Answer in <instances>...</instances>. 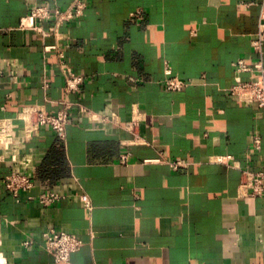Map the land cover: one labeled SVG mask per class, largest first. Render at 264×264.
I'll use <instances>...</instances> for the list:
<instances>
[{
	"label": "crops",
	"instance_id": "0c3cea01",
	"mask_svg": "<svg viewBox=\"0 0 264 264\" xmlns=\"http://www.w3.org/2000/svg\"><path fill=\"white\" fill-rule=\"evenodd\" d=\"M81 1L42 35L20 25L26 0H0V118L15 130L0 177L33 181L15 196L0 178V264H264V198L239 195L245 170L264 171V108L229 91L264 68V0ZM66 72L82 77L69 92ZM66 103L63 135L23 137L24 107ZM52 229L83 242L68 262L45 248Z\"/></svg>",
	"mask_w": 264,
	"mask_h": 264
},
{
	"label": "built area",
	"instance_id": "2783aa9c",
	"mask_svg": "<svg viewBox=\"0 0 264 264\" xmlns=\"http://www.w3.org/2000/svg\"><path fill=\"white\" fill-rule=\"evenodd\" d=\"M29 3V12L22 17L20 25L24 28L33 29L40 32L42 35L46 32L42 29L39 21H45L47 19L55 18L58 21L67 20L81 12L84 4L81 0H75L68 8L60 9L54 7L53 10L48 5L47 0H26ZM264 43V8L261 12L259 20V29L257 37L252 41V46L259 52L262 50ZM53 46H48L51 48ZM238 69L252 70L247 67L243 62L237 63ZM257 71V75L254 79L244 81L237 78V82L234 86L229 88L230 94L237 97L239 100L246 102H253L264 108V68L262 65L255 64L254 68ZM66 85L64 87L65 92L75 90L82 77L71 72H66ZM183 81L168 79L165 84L169 88H179ZM70 104L66 103L65 106L56 112H48L38 109L37 107H24L19 114V119L23 121L22 135L28 137L37 132L40 127L48 126L54 130L58 135H63L65 125L69 121L68 108ZM129 124V128L133 130V126ZM15 130L13 121L9 118H0V165L7 159H14L15 156L11 152V147L14 142ZM135 138L139 140V135L136 134ZM141 142V141H140ZM256 145L258 140H255ZM127 154L122 156L121 161H126ZM151 161V160H146ZM180 161L172 162L173 166L180 164ZM3 184L8 190H10L15 196H18L21 191H27L33 187V181L23 173L11 171L2 177H0ZM239 195L246 196H261L264 198V171L253 172L245 170L243 172V179L240 185ZM59 194L56 192H41L38 195V200L43 204H50L58 199ZM84 201L86 199L84 198ZM88 204V201H86ZM45 248L57 261L68 262L70 254L78 250L83 242L76 235L58 231L49 230L44 233ZM30 241L26 240L25 244H29Z\"/></svg>",
	"mask_w": 264,
	"mask_h": 264
}]
</instances>
